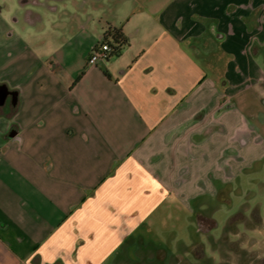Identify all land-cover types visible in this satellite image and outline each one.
<instances>
[{"label":"crops","instance_id":"1","mask_svg":"<svg viewBox=\"0 0 264 264\" xmlns=\"http://www.w3.org/2000/svg\"><path fill=\"white\" fill-rule=\"evenodd\" d=\"M65 1L39 19L0 7V264H131L164 204L225 201L229 177L264 157L249 98L233 102L264 96V0H171L52 38ZM106 25L128 44L87 66Z\"/></svg>","mask_w":264,"mask_h":264},{"label":"rangeland","instance_id":"2","mask_svg":"<svg viewBox=\"0 0 264 264\" xmlns=\"http://www.w3.org/2000/svg\"><path fill=\"white\" fill-rule=\"evenodd\" d=\"M170 1L66 0L64 12L56 17H46V22L53 18L52 21L58 24V33L44 32L42 37L46 39L49 33L50 37L56 38L64 31L77 36L79 21L83 26L89 24V32L97 31L98 25L89 17L130 25L138 21L139 11L150 15ZM5 4L9 8L16 6L14 0H0V7ZM140 22L148 23L142 19ZM193 45L196 55L207 60L217 44L213 39L203 38L193 41ZM257 59L264 62V47ZM243 97L250 100L245 113L250 115L256 132L264 139V96L251 88L235 97L233 102ZM225 191V201L208 195L200 197L204 202L198 207L200 211L194 210V202L189 206L175 200L164 204L152 218L149 230L143 231L144 243L136 247L131 264H173L178 255L188 264H264V157L230 176ZM236 247L242 254L234 253ZM156 249L162 250L159 261L155 259ZM249 249L257 253L258 263L255 258L249 260L252 257L248 256ZM219 250L225 253L221 254Z\"/></svg>","mask_w":264,"mask_h":264},{"label":"trees","instance_id":"3","mask_svg":"<svg viewBox=\"0 0 264 264\" xmlns=\"http://www.w3.org/2000/svg\"><path fill=\"white\" fill-rule=\"evenodd\" d=\"M100 43L108 44L110 48L109 56L118 54L120 49L128 44L122 29L110 25H106Z\"/></svg>","mask_w":264,"mask_h":264},{"label":"flooded vegetation","instance_id":"4","mask_svg":"<svg viewBox=\"0 0 264 264\" xmlns=\"http://www.w3.org/2000/svg\"><path fill=\"white\" fill-rule=\"evenodd\" d=\"M62 1L63 0H15V4L17 7L25 8L27 14H33L35 19H39V11L56 10Z\"/></svg>","mask_w":264,"mask_h":264},{"label":"built area","instance_id":"5","mask_svg":"<svg viewBox=\"0 0 264 264\" xmlns=\"http://www.w3.org/2000/svg\"><path fill=\"white\" fill-rule=\"evenodd\" d=\"M109 54H110V48L108 44L99 43L96 47H94L91 50L86 60V65L94 66L97 64V62L107 59L109 57Z\"/></svg>","mask_w":264,"mask_h":264},{"label":"water","instance_id":"6","mask_svg":"<svg viewBox=\"0 0 264 264\" xmlns=\"http://www.w3.org/2000/svg\"><path fill=\"white\" fill-rule=\"evenodd\" d=\"M7 95H8L7 89L0 87V103H3Z\"/></svg>","mask_w":264,"mask_h":264},{"label":"clouds","instance_id":"7","mask_svg":"<svg viewBox=\"0 0 264 264\" xmlns=\"http://www.w3.org/2000/svg\"><path fill=\"white\" fill-rule=\"evenodd\" d=\"M233 239H236V237H233Z\"/></svg>","mask_w":264,"mask_h":264}]
</instances>
